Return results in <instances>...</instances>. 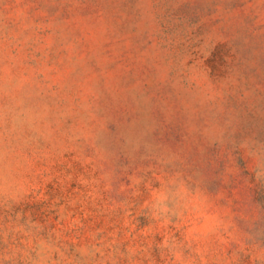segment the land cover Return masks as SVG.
Masks as SVG:
<instances>
[{
  "label": "rangeland",
  "instance_id": "374dc122",
  "mask_svg": "<svg viewBox=\"0 0 264 264\" xmlns=\"http://www.w3.org/2000/svg\"><path fill=\"white\" fill-rule=\"evenodd\" d=\"M0 264H264V0H0Z\"/></svg>",
  "mask_w": 264,
  "mask_h": 264
}]
</instances>
